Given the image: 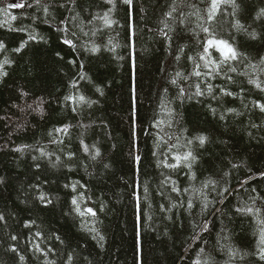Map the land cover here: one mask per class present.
<instances>
[{
    "label": "trees",
    "instance_id": "1",
    "mask_svg": "<svg viewBox=\"0 0 264 264\" xmlns=\"http://www.w3.org/2000/svg\"><path fill=\"white\" fill-rule=\"evenodd\" d=\"M20 2L32 6L8 7ZM61 2L41 0L37 5L34 0H0V42L5 45L0 49V64L9 61L0 69L4 73L0 74V264H193L209 253L216 264H224L227 257L219 250L218 239L241 252H253L256 225L252 217L237 213L235 208L250 205V195L264 197V177L260 176L264 172V113L252 103H264V93L253 89L241 76H235L236 84L231 85L222 77L190 76L193 63L187 57L198 59L201 51L192 32L197 23L195 17L190 18L187 27L170 33L171 48L155 31L163 26L160 21L172 0H135L134 66L126 46L125 6L117 5L112 13L117 23L105 28L101 21L92 20V15L105 8L103 0H78L79 6L71 12L58 7ZM192 2L177 0V7ZM195 2L203 9L199 0ZM237 2L238 18L249 31L256 30L258 38L252 40L231 31V17L227 15L231 9L227 6L224 14L217 17V31L225 37L235 35L239 50L256 62L264 55V20L253 18L264 8V0ZM44 5L49 6L47 14ZM183 10L190 11L187 7ZM73 16L75 19L65 20ZM169 24L175 26V21ZM65 27L67 32L58 31ZM196 32L203 37L198 29ZM29 36L35 39L30 40ZM65 36L73 39L76 50L62 43ZM110 41L113 51L108 50ZM22 42L25 46L14 51ZM93 45L100 50L84 51ZM180 46H184V52L177 62L175 55ZM176 72L189 76V80L178 79L172 85L170 80ZM80 73L85 74V79H79ZM205 81L215 86L217 96L225 86L234 92H239L241 86L247 89L243 95L248 108L239 98L232 97L213 99L206 94L183 102L177 99L180 87L191 95L194 85L201 83L206 91ZM80 95L86 98L85 102L65 100ZM162 100L166 108L161 107ZM213 108L217 109L215 115ZM227 108L243 114L230 113L220 119ZM157 120L163 123L154 127ZM65 125L66 133L56 131ZM196 135H205L208 140L203 148L195 146L197 160L191 173L187 168L171 170L158 166V160L163 159L160 153L167 151L163 144L156 146L158 138L167 141L172 136L169 143L177 144L183 152L188 147L185 140ZM81 141L93 152L99 148L101 156L91 160ZM137 150L142 158L138 175L134 174L129 155ZM153 151L157 152L156 157ZM69 153L74 154L72 159H68ZM105 164L109 167L105 168ZM233 164L237 167L233 168ZM192 174L195 179H189ZM165 176L170 179L162 186ZM249 177L245 191L240 183ZM210 180L216 182L215 186L204 188ZM172 181L178 192L171 191ZM77 182L85 187L78 185L73 192L71 185ZM132 185H138L135 191L143 213L139 252L135 243L138 209ZM224 187L229 192L236 191L226 194L221 203L217 192ZM41 193L45 202L38 198ZM73 196H83L81 206L92 207L96 217L78 216L71 204ZM205 196L214 204L202 215ZM189 201L193 204L191 210L187 207ZM161 204L177 207L162 212ZM256 207L264 210L259 200ZM204 220L209 222V231L193 243L192 223L202 226ZM91 228L96 231H88ZM12 236L17 239L12 240ZM224 236L228 239L224 240ZM36 244L45 256L35 251ZM13 247L16 252L11 250ZM201 247L205 252L198 257ZM237 264H255V257L248 256Z\"/></svg>",
    "mask_w": 264,
    "mask_h": 264
},
{
    "label": "snow or ice",
    "instance_id": "2",
    "mask_svg": "<svg viewBox=\"0 0 264 264\" xmlns=\"http://www.w3.org/2000/svg\"><path fill=\"white\" fill-rule=\"evenodd\" d=\"M34 3L39 5L41 3V0H34ZM199 3H202L204 5L203 9L200 8L199 4L193 0L191 4L183 5L182 7H177V0H172V4L169 6V10L163 13V19L160 21V23L163 25L162 27H159L155 31L158 32L159 36L165 40L166 45L168 48H171L173 36L170 35V33H174L176 29L179 28H185L187 27V24L190 22L191 17H195V20L197 21L195 29L192 30L193 35L197 39V43L201 48V51L197 53V58L195 59L192 56H188L187 59L193 63V71L190 73V76H195L197 78H200L202 76H206L208 78H216V77H222L228 85L236 84L235 76H241L244 77L247 81V84L252 86L253 89L258 90L260 93H264V55L259 56L258 61L253 62L246 53L239 50L235 43V35L229 34L227 37L221 35L218 31V23H217V17L218 15H223V8L224 6H227L231 9V12L227 13L231 17L230 20V29L231 31L235 33H243L248 38L255 40L258 38V33L256 30L249 31L248 27L245 26L241 22V20L238 18V13L240 11V4L237 2V0H199ZM103 4L105 5V8L96 13L95 15H92V20H99L103 23L105 28H112L113 25L117 23L112 18V13L114 10H116L117 5H123L126 8L125 11V18L127 21V47L129 49V56L130 58L134 57V51H135V24H134V14L136 9L135 0H103ZM25 6L31 7L32 5H26L23 2L20 3H11L8 5L9 8H24ZM60 8H66L69 12H71L74 8L78 7V0H63V2L59 3L57 5ZM183 7H187L190 9L188 13H185L183 10ZM49 6L44 5V12L45 14L48 13ZM144 9L141 8V12H143ZM16 17H12V19H15ZM75 19V16L73 17H66L65 20H72ZM256 21L264 20V8H261L256 15L253 18ZM169 21H175V26L169 24ZM61 23H65V21H61ZM91 23V21H89ZM196 29L199 30V33L203 34V37H201L197 32ZM58 31H64L67 32L68 29L65 27L63 29H59ZM149 31H153L152 29H149ZM75 36V33L72 34ZM87 35V33H85ZM95 35V33H93ZM30 40H34V36H29ZM62 43L69 46L71 49L76 50L77 45L74 43L73 39L68 38L65 36L62 40ZM25 46L24 42L21 43L19 48H16L14 51L19 52L21 48ZM5 45L3 42H0V49H4ZM99 47L96 45H93L90 49L85 48L84 51L95 53L99 51ZM109 51H113V47L111 46V41L109 42ZM184 52V46H180L175 55V60L177 62L180 61L181 56L180 53ZM218 54V55H214ZM9 61L5 60L3 64H0V69L3 68L4 64H8ZM70 63H72L70 61ZM133 66H134V58H133ZM82 68L83 65H80ZM4 74V73H0ZM79 79L83 80L85 79V74L80 73ZM178 79H181L185 82L189 80V76H182L180 72L175 73V78H172L170 80V83L172 85H176ZM207 89L205 91V88L202 87L201 83H196L194 85L195 91L190 95L189 91L185 89L184 87H180L178 89L177 93V99H179L181 102H183L184 99H193L194 97H202L206 94L211 95L213 99H220L222 97H232V98H239L241 100V103L245 109L248 108V104L245 103V97L244 93L248 91L247 89L240 87L239 92H234L230 90L227 86L221 87L219 89V96L216 95V93L213 91L214 85L211 83H207ZM243 81H241V84ZM72 87H76V83L73 82ZM97 91H100V89H97ZM168 91L167 88L164 89V92L166 93ZM132 107H133V118H132V136H133V147H135V139H136V97H135V88L132 89ZM66 101H74V102H85L86 98L83 95H80L78 97L75 96H68L65 97ZM253 107L258 109L261 113H264V103H261L259 100L253 101ZM161 107L166 108L167 105L164 104L163 100L161 102ZM75 111V108L73 109ZM217 109L213 108L212 112L215 115ZM235 114V115H242L243 113L237 112L234 108H227L225 109L224 113L221 114L220 119H224L225 115L227 114ZM169 114H171V110L169 109ZM163 121L157 120L155 121L154 127H158ZM171 123L168 124V127H171ZM252 127H257L256 124H252ZM58 132H67L68 126L65 125L63 128L56 129ZM184 131H187L186 129ZM179 137H177V141H179ZM208 138L205 135H196L191 138H187L185 140V144L188 146L186 151L180 152L177 149V144L175 143H169L172 141V136H168L167 141L163 140L162 137L158 138L157 140V147H160L161 144L164 145L166 152L162 151L160 155L163 157V159L158 160V166L160 164L163 165L164 168L171 169V170H177L180 168H187L189 172L191 173L192 166L197 160V156L195 154V146L198 144L199 147L203 148L206 144ZM81 144L83 146V150L85 153H87L91 160L95 161L98 157L101 156V152L99 148H95V151L89 149L87 145L83 144V141H81ZM175 150V151H174ZM169 154L170 158H169ZM43 155V152L41 153ZM74 154L69 153L68 159H72ZM131 164L134 169V174H139L140 171V164H141V156L137 152H131L129 153ZM152 155L156 157L158 154L156 151H153ZM33 159H36V157H33ZM57 161L60 160V157L56 158ZM105 168H108L109 165L105 164ZM233 168H236L237 165L233 164ZM228 173H225V176H227ZM261 177H264V172L260 173ZM169 177L165 176L163 180H161V185L166 186ZM189 179H195L194 174L189 176ZM251 177L248 178V180L241 181L240 187L245 188V185L249 182ZM172 188L171 191L178 192L179 189L175 186V181H172ZM215 181H206L203 185L204 188H207L209 185L215 186ZM79 185V182L76 184L71 185L72 191L76 192L77 186ZM138 185H132L134 188L132 196L133 200L136 202V208L138 209L136 215V247L137 251L139 252L141 248V231H142V222H143V213H142V206L139 203L140 197L136 193L135 188ZM65 187H69V185H65ZM79 187H85L84 185H79ZM186 191V189H185ZM236 190H232V192H235ZM245 191L247 189L245 188ZM253 192H255V189H252ZM145 194H147V188L144 189ZM232 192H229V189L227 187H224L221 191L217 192V196L221 197V203L223 202V198H225V195H231ZM162 194V193H161ZM203 195V193H202ZM40 201L45 202V195L43 193L40 194L38 197ZM83 199V196H73L71 200V204L73 205V210L77 213L78 216L84 217V216H90V217H96L97 212L92 207H82L81 206V200ZM249 200H251V204H245L244 206H237L235 208V211L239 214L250 216L253 219V222L255 223L256 227L253 232V235L256 238V244H255V250L253 252H241L240 249L232 245L231 243L225 245L221 244L220 240H217V245L219 246V250L224 253L227 257V259L224 261V264H237V261H244L246 257L248 256H254L255 257V264H264V215H262V208L256 207V203L259 200L262 204H264V197L261 196H249ZM204 203L201 207V214H205L208 211L209 205H213V200H209L206 196L204 197ZM47 203H51L50 200L46 201ZM177 207V205L172 204L170 206L161 204L160 210L162 212H170L172 208ZM188 210H191L193 208V204L191 201L188 203ZM101 210H103V206H101ZM3 217L0 216V220H2ZM28 227L29 225H25ZM192 228L194 235L192 237L193 243H196L201 239V236L203 233H206L209 231V222L204 220L202 221V226L199 223H196L193 221ZM198 229V231H197ZM88 231L95 232V228L88 229ZM37 235H40L37 233ZM97 235H99L97 233ZM95 238V237H94ZM12 240H16V236L11 237ZM59 239V237H57ZM100 240H103V236L99 237ZM224 240H227L228 237L224 236ZM206 243V242H205ZM35 251L40 253V255L45 256L46 253L43 249H41L39 244H36ZM13 252H16L17 249L13 247L11 249ZM48 251H52L49 249ZM205 252V248L201 247L198 252V257H200ZM21 260L24 259L23 256L20 257ZM71 259V257H69ZM47 264H53V262L48 261ZM193 264H216V261L214 260V257L211 253L207 254L203 257V259L198 258L193 261Z\"/></svg>",
    "mask_w": 264,
    "mask_h": 264
},
{
    "label": "rangeland",
    "instance_id": "3",
    "mask_svg": "<svg viewBox=\"0 0 264 264\" xmlns=\"http://www.w3.org/2000/svg\"><path fill=\"white\" fill-rule=\"evenodd\" d=\"M8 1H10V0H8Z\"/></svg>",
    "mask_w": 264,
    "mask_h": 264
}]
</instances>
